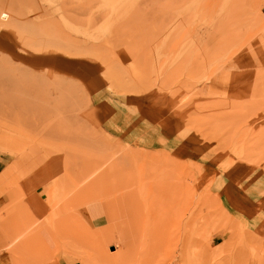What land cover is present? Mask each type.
Returning a JSON list of instances; mask_svg holds the SVG:
<instances>
[{
	"label": "rangeland",
	"instance_id": "1",
	"mask_svg": "<svg viewBox=\"0 0 264 264\" xmlns=\"http://www.w3.org/2000/svg\"><path fill=\"white\" fill-rule=\"evenodd\" d=\"M0 264H264V0H0Z\"/></svg>",
	"mask_w": 264,
	"mask_h": 264
}]
</instances>
